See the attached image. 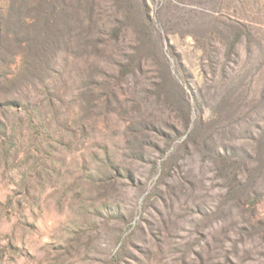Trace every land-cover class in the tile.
I'll use <instances>...</instances> for the list:
<instances>
[{
    "label": "rangeland",
    "instance_id": "374dc122",
    "mask_svg": "<svg viewBox=\"0 0 264 264\" xmlns=\"http://www.w3.org/2000/svg\"><path fill=\"white\" fill-rule=\"evenodd\" d=\"M0 264H264V0H0Z\"/></svg>",
    "mask_w": 264,
    "mask_h": 264
},
{
    "label": "trees",
    "instance_id": "16d2710c",
    "mask_svg": "<svg viewBox=\"0 0 264 264\" xmlns=\"http://www.w3.org/2000/svg\"><path fill=\"white\" fill-rule=\"evenodd\" d=\"M238 39V38H237ZM235 44V43H234ZM130 70V66H126L122 69V75H125L129 72ZM260 202V197H253V198H248L245 203L247 205L248 208L253 209L255 207L256 204H258ZM112 262H115V259L112 258Z\"/></svg>",
    "mask_w": 264,
    "mask_h": 264
}]
</instances>
